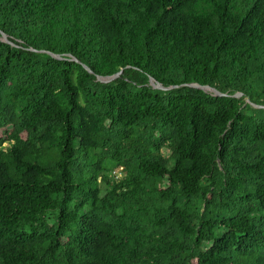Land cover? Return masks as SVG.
Masks as SVG:
<instances>
[{"label": "trees", "instance_id": "trees-1", "mask_svg": "<svg viewBox=\"0 0 264 264\" xmlns=\"http://www.w3.org/2000/svg\"><path fill=\"white\" fill-rule=\"evenodd\" d=\"M0 31V264H264V0H0Z\"/></svg>", "mask_w": 264, "mask_h": 264}, {"label": "water", "instance_id": "water-1", "mask_svg": "<svg viewBox=\"0 0 264 264\" xmlns=\"http://www.w3.org/2000/svg\"><path fill=\"white\" fill-rule=\"evenodd\" d=\"M0 40L4 41V42H7V43H10L7 39V36L0 31ZM52 55V54H51ZM55 58H58V59H62L60 56L58 55H53ZM89 72L90 70L88 68H86ZM121 71L118 72L117 74L113 75V76H110V77H100V79L104 80V81H110V80H113L115 78H117L119 75H120ZM150 82V85L153 87V88H157V89H161V90H167V89H170V87H163L160 83L154 81L153 79H150L149 80ZM190 86H193L195 88H198L204 92H207V93H210L214 96H226V94H222L220 93L219 91H217L216 89L214 88H211V87H208V86H201L199 84H190ZM241 94H238L236 95L237 97H239ZM248 102V100H247ZM257 107H260V106H257Z\"/></svg>", "mask_w": 264, "mask_h": 264}, {"label": "built area", "instance_id": "built-area-1", "mask_svg": "<svg viewBox=\"0 0 264 264\" xmlns=\"http://www.w3.org/2000/svg\"><path fill=\"white\" fill-rule=\"evenodd\" d=\"M112 175H113L116 179L122 177L121 168H117V169L113 170V171H112Z\"/></svg>", "mask_w": 264, "mask_h": 264}, {"label": "rangeland", "instance_id": "rangeland-1", "mask_svg": "<svg viewBox=\"0 0 264 264\" xmlns=\"http://www.w3.org/2000/svg\"><path fill=\"white\" fill-rule=\"evenodd\" d=\"M165 154L167 155L168 153H167V152H165Z\"/></svg>", "mask_w": 264, "mask_h": 264}]
</instances>
